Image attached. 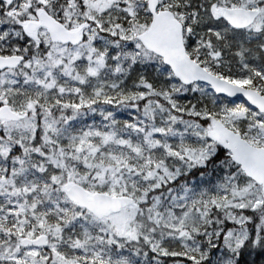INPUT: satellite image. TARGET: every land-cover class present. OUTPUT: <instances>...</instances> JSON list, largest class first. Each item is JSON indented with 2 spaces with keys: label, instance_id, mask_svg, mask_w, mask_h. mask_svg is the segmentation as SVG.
<instances>
[{
  "label": "snow or ice",
  "instance_id": "6c2138e0",
  "mask_svg": "<svg viewBox=\"0 0 264 264\" xmlns=\"http://www.w3.org/2000/svg\"><path fill=\"white\" fill-rule=\"evenodd\" d=\"M0 264H264V0H0Z\"/></svg>",
  "mask_w": 264,
  "mask_h": 264
}]
</instances>
